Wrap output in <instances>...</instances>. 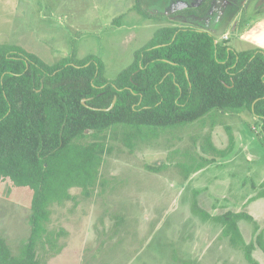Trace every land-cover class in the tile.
I'll list each match as a JSON object with an SVG mask.
<instances>
[{"label": "rangeland", "instance_id": "374dc122", "mask_svg": "<svg viewBox=\"0 0 264 264\" xmlns=\"http://www.w3.org/2000/svg\"><path fill=\"white\" fill-rule=\"evenodd\" d=\"M180 1L198 3L0 0V45L18 46L49 65L75 47L78 59L99 58L105 78L113 80L158 28L171 24L206 30L207 12L190 10L200 14L199 20L180 11L184 4L174 6ZM236 1L231 11L226 8L230 14L241 12L242 24L254 18L257 0ZM215 41L221 43V37ZM227 45L235 51L251 49L232 39ZM109 131L117 133L109 134L110 152L102 158L91 195L85 198L72 188L70 201L49 208L46 228L64 233L57 240L61 252L46 264H247L241 251L220 238L221 226L202 221L191 206L196 200L211 215L230 210L254 218V209L264 213V200L255 199L245 209L241 203L264 190V133L256 118L214 110L188 124ZM224 151L225 157L218 155ZM211 159L218 166L208 164L198 176L191 174ZM31 194L8 180L0 182V238L12 257L19 256L29 238ZM237 226L245 243L254 241L251 223L243 220ZM252 257L264 264L258 247Z\"/></svg>", "mask_w": 264, "mask_h": 264}, {"label": "trees", "instance_id": "16d2710c", "mask_svg": "<svg viewBox=\"0 0 264 264\" xmlns=\"http://www.w3.org/2000/svg\"><path fill=\"white\" fill-rule=\"evenodd\" d=\"M104 71L94 55L78 59L75 47L49 65L18 46L0 45V182L8 180L32 193L29 238L18 257L0 238V264H46L61 252L57 240L64 232L46 228L49 208L70 201L72 188L85 198L91 195L102 158L110 152L109 134L117 133L111 128H168L215 110L248 112L264 133L261 49L236 52L206 31L169 24L158 28L113 80ZM203 162L192 175L214 163ZM261 198L264 190L248 203ZM191 211L220 225V238L241 251L247 264H259L252 253L258 247L264 254V240L251 216L233 211L211 215L196 200ZM243 220L253 228L254 241L248 244L237 226Z\"/></svg>", "mask_w": 264, "mask_h": 264}, {"label": "crops", "instance_id": "0c3cea01", "mask_svg": "<svg viewBox=\"0 0 264 264\" xmlns=\"http://www.w3.org/2000/svg\"><path fill=\"white\" fill-rule=\"evenodd\" d=\"M224 1H226L228 3V4L226 3V5H228V9L232 8V6H233L232 0H224ZM247 2H244V3H247ZM258 2H257L256 7L253 9V11L255 13L253 16L254 18L245 21L246 23H244V24L241 23L242 17H244L243 14H242V17L240 16L241 12H237L236 16H233V14L229 13L228 17H225V15H224L225 19L223 18V20H222L223 23L221 25H219L221 23V22H219L217 26H213L210 28L207 27L206 30H202V31H206L209 34H212L214 37L219 36V37H221V40L225 41V42H229L230 39H232L237 45L243 44V43H248V44H250L251 48L254 47V48H258V49H261L264 51V3L261 2V0H258ZM182 10H187V9H185L183 7V9H180V11H182ZM241 10H243V9H241ZM211 17H213V16H211ZM224 36L227 37L226 40H223ZM229 48L234 50L232 48V46H229ZM242 51H245V50H242ZM236 52H241V51H236ZM212 164H214V163H212ZM217 164H219V163H215L214 165H217ZM222 164H224V163H222ZM202 171H204V170H201L199 172H202ZM199 172H197V173H199ZM197 173L194 174V176H198ZM249 199L250 198H247L246 200L241 199V203L243 204L242 207L244 209L249 204L248 203ZM258 200L262 201V200H264V198H261ZM228 211H230V210H228ZM252 211L255 214L254 218L257 220V226L260 229L259 232H263V235H264V222H263L264 213L262 212V210L258 211L257 209H254ZM239 212H242V211H237L236 213H239ZM247 215H249V214H247ZM248 243H250V242H248Z\"/></svg>", "mask_w": 264, "mask_h": 264}, {"label": "flooded vegetation", "instance_id": "af4514ba", "mask_svg": "<svg viewBox=\"0 0 264 264\" xmlns=\"http://www.w3.org/2000/svg\"><path fill=\"white\" fill-rule=\"evenodd\" d=\"M190 1V0H189ZM194 1V0H193ZM196 1V0H195ZM233 4L234 5H237V1L236 0H232ZM244 2H247V0H245ZM258 2V0H257ZM261 2L264 3V0H261ZM190 4V6H186L182 1L174 4V6L178 7L177 9H179L180 7H182V5L184 4V8L187 9V10H182L185 11V12H189L192 16V17H196L198 18L199 20H203L201 19L197 14H196V11L192 12L190 10H199L201 12H207L206 16L209 18V19H212V20H209V21H205L203 23V25H209L208 27H213V26H217L219 22H221L219 25H221L223 22V18L225 19V17H228L230 11H228L226 8L228 5H226V1L224 0H198V3L196 4L197 6L195 7V5H193L191 2H188ZM248 3V2H247ZM259 3V2H258ZM228 4V3H227ZM175 7V8H176ZM203 9H200L202 8ZM183 9V8H182ZM198 11V12H199ZM205 12V13H206ZM229 12V13H228ZM199 14V13H198ZM225 15V17H224ZM211 16H213L211 18ZM182 17V16H181ZM215 17V18H214ZM214 18V19H213ZM205 19V18H204ZM206 20V19H205ZM184 21V20H183ZM212 22V23H211ZM216 22V23H215Z\"/></svg>", "mask_w": 264, "mask_h": 264}, {"label": "water", "instance_id": "95a60500", "mask_svg": "<svg viewBox=\"0 0 264 264\" xmlns=\"http://www.w3.org/2000/svg\"><path fill=\"white\" fill-rule=\"evenodd\" d=\"M114 103H115V99L113 100V102H112V104H111L110 108H108V109H107V111H109V110H111V109L113 108V106H114ZM82 104H84V101H82Z\"/></svg>", "mask_w": 264, "mask_h": 264}, {"label": "built area", "instance_id": "2783aa9c", "mask_svg": "<svg viewBox=\"0 0 264 264\" xmlns=\"http://www.w3.org/2000/svg\"><path fill=\"white\" fill-rule=\"evenodd\" d=\"M226 39H227V37H226V36H224V37H223V40H226Z\"/></svg>", "mask_w": 264, "mask_h": 264}]
</instances>
